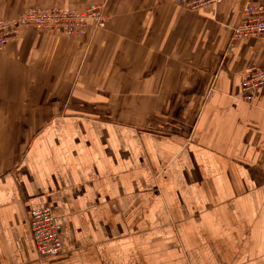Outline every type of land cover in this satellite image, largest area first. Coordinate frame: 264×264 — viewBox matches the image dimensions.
Segmentation results:
<instances>
[{
  "label": "crops",
  "instance_id": "1",
  "mask_svg": "<svg viewBox=\"0 0 264 264\" xmlns=\"http://www.w3.org/2000/svg\"><path fill=\"white\" fill-rule=\"evenodd\" d=\"M0 0L84 10L81 36L24 28L0 53V264H264V39L231 42L249 4ZM48 207L61 254L29 222Z\"/></svg>",
  "mask_w": 264,
  "mask_h": 264
},
{
  "label": "built area",
  "instance_id": "2",
  "mask_svg": "<svg viewBox=\"0 0 264 264\" xmlns=\"http://www.w3.org/2000/svg\"><path fill=\"white\" fill-rule=\"evenodd\" d=\"M221 0H174V4L185 10L199 11L218 5ZM103 22L101 8L90 7L82 11L62 9H27L15 19H0V50L8 40L18 36L20 27L45 32L57 30L63 35L85 32L90 23L99 26ZM232 40L251 38L264 39V4H249L244 7L241 19L232 28ZM264 89V67L247 71L240 83L241 100L251 104L258 91ZM29 228L40 260L59 255L62 244L59 238L58 221L48 207L38 208L30 215Z\"/></svg>",
  "mask_w": 264,
  "mask_h": 264
},
{
  "label": "rangeland",
  "instance_id": "3",
  "mask_svg": "<svg viewBox=\"0 0 264 264\" xmlns=\"http://www.w3.org/2000/svg\"><path fill=\"white\" fill-rule=\"evenodd\" d=\"M96 6H98V7H100L101 8V15H102V17H103V22L99 25V26H96L94 23H90L89 24V26H88V28L85 30V32H83V33H80V34H75V35H67L68 37H73V36H81V35H84L86 32H87V30L89 29V28H93V29H97V28H99V27H101L104 23H105V20H106V17H105V14H104V12H103V5H101V4H96V5H92V6H89L88 8H90V7H96ZM176 6V5H175ZM247 6V5H246ZM28 10L29 9H44V10H52V9H62V10H69V9H65V8H61V7H53V8H39V7H30V8H27ZM27 9H25V10H27ZM87 9V8H86ZM244 9V8H243ZM25 10H23V12L25 11ZM70 10H75V9H70ZM85 10V9H84ZM78 11H82V10H78ZM193 12H196V11H193ZM22 14V13H21ZM17 17H19V16H16V17H14V18H11V19H15V18H17ZM0 19H6V18H0ZM10 18H8L7 20H9ZM237 25V24H236ZM24 28H27V27H20L19 29H18V36H19V33H20V31L22 30V29H24ZM35 30H37V29H35ZM42 31V30H41ZM58 32L57 30H49V31H46V32ZM44 32H45V30H44ZM58 33H60V32H58ZM60 34H62V33H60ZM63 35V34H62ZM17 36V37H18ZM63 36H65V35H63ZM17 37L16 38H14V39H12V40H8L7 41V45L3 48V49H1L0 50V53L10 44V43H12V42H14L16 39H17ZM251 39H260V38H251ZM234 41H237V40H234ZM233 40H232V38H231V42L233 43L234 42ZM38 254V253H37ZM61 254V253H60ZM58 256V255H57Z\"/></svg>",
  "mask_w": 264,
  "mask_h": 264
}]
</instances>
